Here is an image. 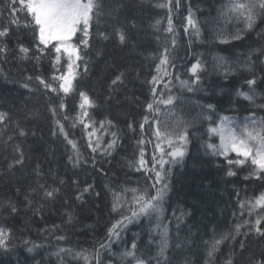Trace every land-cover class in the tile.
<instances>
[{
	"label": "trees",
	"instance_id": "trees-1",
	"mask_svg": "<svg viewBox=\"0 0 264 264\" xmlns=\"http://www.w3.org/2000/svg\"><path fill=\"white\" fill-rule=\"evenodd\" d=\"M162 2L163 0H123L125 6L120 9L116 19L102 20L100 30L111 33L112 38L108 41L94 38L90 42L92 47L89 49L88 73L84 75L81 72L76 82L77 90L65 99L67 115L71 118L79 112L78 91H85L97 105L96 108L89 110L93 117L96 120H111L115 125L112 130H120L118 132L121 138L120 146L111 156L95 154V168L92 167L93 154L86 147L85 133L80 126L70 129L69 122L64 121L66 130H69L70 136L77 140L84 158L89 160L88 164L72 168L67 159L70 146H67L59 135H52L55 125L49 111V100L35 80L36 75L49 80L55 74L56 68L66 70L65 57L61 58V65L57 66L53 64L56 55L54 50H49L40 56L39 60L31 58V53L28 59H20L18 44L34 49L33 37L23 27L17 29L11 26L9 37L0 38V42L7 43L9 49L7 59L11 61L7 63L0 59L2 65L0 111L7 112L10 117L7 127L0 131V172H3V175H0V227L10 228L12 238L17 244L14 256L0 255V264H16L17 258L21 264L24 262L33 264V255L36 260H42V264H59L56 256L51 254L55 252L57 246L92 251L94 240L103 239L107 228L118 218L116 213L111 212L113 192L118 196L123 195L122 189L144 184L141 173L129 168L126 160L135 161L138 158L139 147L136 140L140 138L139 124L143 116L148 115L145 110L146 102L150 101L147 80L155 75V64L158 62L149 54L158 53L168 35L163 31L167 23V10L156 7ZM225 2L226 0H181V7L173 17L174 24L179 29L174 56L181 78L189 79L190 73L186 70L196 59H200L205 65V71L199 73L201 77L199 90L183 94L181 114L194 123V127L190 129L192 142L188 147L184 165L172 170L171 191L165 203L167 210L165 222L171 221L169 227L173 234L176 219L172 212L175 211L176 216H180L181 212L188 213L180 223V238L184 242V247L182 250L170 252L174 257V264H204L206 246L226 234L239 218L237 191L241 199H252L264 191V183L261 181L244 179L249 171L248 165L239 170L237 176L228 177L225 174L227 165L223 158L208 155L201 147L207 139L205 135L207 125L199 118L200 109L196 101L201 104L213 103L223 114L245 116L248 112L244 111V107H250L258 116L264 115L258 109L247 105V102L242 105L234 96L235 90L243 85L248 75L238 62L246 60L250 50L260 48L264 41L260 40L255 31H251L247 32L242 40L233 39L228 44L216 42L214 37L218 29H223L230 38L238 29L244 28L242 21L225 24L219 17L218 11ZM188 6H191L202 30V40L194 41L190 48L187 45L188 36L183 32L180 23L187 15ZM6 7L7 0H0V10ZM7 15L8 13L4 11V16ZM156 19L161 20L160 31L152 26ZM131 20L136 21L135 27L131 25ZM7 23V19L0 17V26ZM117 27L123 28L128 39L134 43L119 45L113 33V29ZM261 29H264V23L258 22L256 31ZM217 56L228 59L232 73L227 77L224 76L223 69L215 66L214 57ZM253 59L256 57L253 56ZM117 69L126 71L127 79L125 85L111 93V99H107L110 94L108 85ZM255 70L260 73L259 61ZM136 71L139 72V77L136 76ZM27 76H32L33 80L27 81ZM26 82L34 91L22 87ZM257 103H264V95L258 98ZM232 109L238 111L233 112ZM149 119H152L151 115ZM129 123L133 125L135 132L129 130ZM17 124L27 135L23 137L18 135ZM144 133L146 138L154 141L147 124ZM109 139V136L104 137L105 141ZM17 145L24 152L25 162L23 166L17 165L9 170L8 165L17 156ZM143 147L146 152L145 159H149L153 144L146 143ZM38 164L44 173L43 177H38L34 171ZM100 168H103L107 175L99 172ZM38 179L41 183L47 180L48 184L60 189V195L48 204L44 220L32 216L30 212L11 214L7 202L11 201L18 208H23L22 196L18 195L15 189L20 187L23 191L28 185L38 188L35 183ZM61 179L65 181L64 184L59 183ZM72 179L80 180L81 187L85 181L94 180L95 191L99 192L100 196H86L87 202L83 204L75 201ZM127 195L130 197L131 193ZM65 197L69 200L67 206L64 204ZM65 207L74 209L76 219L71 225L64 223L62 213ZM233 213L237 215L234 216ZM26 220L29 223H25ZM45 224H61L67 239L57 242L50 236L45 241L44 236L37 231ZM148 230V222L141 220L140 223L128 226L123 240L130 244L134 234H137L138 247L144 248L148 245ZM59 234L61 233L57 232V235ZM240 239L237 237L235 242L225 240L213 264H224L230 252L233 253L234 264H248L249 256H259L264 252V238L250 236L245 241L243 252L238 247ZM25 241L44 247L38 249L35 254L28 253L26 249L31 243L26 245ZM120 247L114 246V251H119ZM151 250H155L154 245ZM108 258L107 254L102 257ZM117 259L118 257L113 259V264H116Z\"/></svg>",
	"mask_w": 264,
	"mask_h": 264
},
{
	"label": "snow or ice",
	"instance_id": "snow-or-ice-1",
	"mask_svg": "<svg viewBox=\"0 0 264 264\" xmlns=\"http://www.w3.org/2000/svg\"><path fill=\"white\" fill-rule=\"evenodd\" d=\"M124 6L123 0H7V7L0 10V17L8 21L6 25L0 26V38L9 37L11 26L17 29L23 27L33 37L34 49L23 44L17 45L20 59H28L31 53V58L39 60L40 56L49 50H54L56 55L53 64L57 66L61 65L62 56L66 57L64 60L66 70L61 71L60 68H56L55 74L49 80H45L40 75H36L35 80L49 100V111L55 125L52 135H59L66 145L70 146L67 159L72 168L88 164L89 160L84 158L77 140L70 136L69 130H66L64 121L69 122L70 129L80 126L85 133L86 147L93 154L91 160L94 168L96 167L95 154L111 156L121 143L118 135L120 130H112L115 125L111 120H96L90 113L89 110L96 108L97 105L85 91H78L79 112L71 118L67 115L65 99L77 90L76 82L81 72L84 75L88 73L89 49L92 47L90 42L94 38L103 41L112 38L111 33L100 30L101 21L106 18L116 19ZM156 7L167 10V23L163 31L168 35L160 51L149 54L158 62L155 64V75L147 80L150 101L146 102L145 110L148 115H144L139 124L140 138L136 140L139 147L138 158L135 161L126 160L129 168H134L136 172L141 173L144 184L131 189H122L123 195L118 196L113 192L111 212L116 213L118 218L107 228L104 238L94 240L92 251L57 246L55 252L51 254L56 256L59 264H66V261L67 264H80L81 261L83 264H113V259L117 257L116 264H174V257L170 255V252L182 250L184 247V242L180 238V223L188 213L181 212L180 216H176L175 211L172 212V216L176 219L173 234L169 227L171 221L165 222L167 211L165 203L171 191L172 170L184 165L185 158L188 156V147L192 142L190 129L194 127V123L181 114V106L184 104L183 94L195 93L199 90L201 86L199 73L205 71V65L200 59H196L186 70L190 73L189 79L181 78L174 56L179 29L176 28L173 19L181 7V0H163ZM4 11L8 13L7 17L4 16ZM218 15L225 24L242 21L244 28L238 29L230 38L223 29H218L214 37L216 42L228 44L233 39L242 40L246 33L251 31H255L260 40L264 41V29L256 31L258 22L264 23V0H226L219 9ZM130 23L135 27V20H131ZM180 23L183 32L188 36L189 48L194 41L202 40L200 22L191 6L187 7V15ZM160 25L161 20L156 19L152 26L160 31ZM113 33L119 45L134 43L128 39L123 28H114ZM8 52L7 43L0 42V59L11 63L7 59ZM253 56L256 57L255 60ZM214 60L215 66L224 70L225 77L232 73L226 57L217 56ZM257 61L260 64V73L255 70ZM238 63L248 75L243 85L235 90L234 96L242 105L247 102V105L264 113V103H257L258 98L264 95V45L250 50L246 60ZM136 76L139 77L138 71ZM126 79L127 72L117 69L108 85L110 94L107 99H111V93L125 85ZM26 80L32 81L33 77L27 76ZM22 87L34 91L27 82L23 83ZM221 91L223 92L224 89L222 88ZM195 103L200 109L199 118L207 125L205 129L207 139L201 145L205 153L223 158L227 165L225 174L228 177L237 176L238 171L248 165L249 171L244 179H254L264 183V115L258 116L250 107H244L248 115H228L218 111L213 103L201 104L199 101ZM178 109L181 111L178 112ZM232 111L238 110L232 109ZM9 120V114L0 111V126H3L0 131L7 127ZM146 124L154 141L145 137ZM17 128L19 136L27 135L22 128H19V124ZM128 128L135 132L131 123L128 124ZM105 136H109L110 139L105 141ZM146 143L153 144L149 159H145L146 152L143 145ZM16 151L17 156L8 165L9 170L17 165H24L25 156L19 145L16 146ZM34 171L38 177H43L44 173L39 164ZM98 171L107 175L103 168ZM0 175H3V172H0ZM35 183L38 188L28 185L23 191L20 187L15 189L16 193L22 196L23 208H18L9 201L7 207L11 214L21 211L30 212L32 216L44 220L48 204L56 200L60 195V189L48 184L47 180L41 183L38 179ZM59 183L64 184L65 181L61 179ZM71 184L75 189L73 199L81 204L87 202L86 196H100V193L95 191L94 180L85 181L82 187L78 179H72ZM127 193H131V196L129 197ZM236 196L239 218L226 234L214 239L210 245L206 246L204 264H213L225 240L235 242L237 237H240L238 247L243 252L245 241L250 236L264 238V191L252 199H241L239 191ZM64 204L69 205L67 197L64 198ZM62 215L67 225H71L76 219L74 209L68 207H65ZM233 215L236 216L237 213ZM141 220L147 221L149 225L148 245L144 248L138 247L137 234H134L130 244L123 240L128 226L140 223ZM25 223L29 221L26 220ZM37 231L44 236L45 241L50 236L57 242L67 239L61 224H45ZM57 232L61 234L57 235ZM29 243L31 242L25 241L26 245ZM153 245L154 251L151 250ZM114 246H121L120 250L114 251ZM43 247L44 245L31 243L26 250L28 253L35 254ZM16 248L12 230L0 227V255L14 256ZM105 254L108 255V259H102ZM32 259L33 264H42V260H36L35 255ZM16 264H21L18 258ZM224 264H234L232 252L225 258ZM248 264H264V252H261L259 256H249Z\"/></svg>",
	"mask_w": 264,
	"mask_h": 264
},
{
	"label": "rangeland",
	"instance_id": "rangeland-1",
	"mask_svg": "<svg viewBox=\"0 0 264 264\" xmlns=\"http://www.w3.org/2000/svg\"><path fill=\"white\" fill-rule=\"evenodd\" d=\"M63 57V56H62ZM65 59H66V57H65Z\"/></svg>",
	"mask_w": 264,
	"mask_h": 264
}]
</instances>
